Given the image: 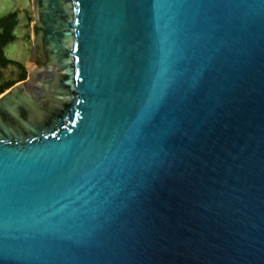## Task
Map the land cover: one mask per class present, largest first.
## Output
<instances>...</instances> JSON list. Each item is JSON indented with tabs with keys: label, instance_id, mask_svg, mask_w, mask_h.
Returning <instances> with one entry per match:
<instances>
[{
	"label": "water",
	"instance_id": "obj_1",
	"mask_svg": "<svg viewBox=\"0 0 264 264\" xmlns=\"http://www.w3.org/2000/svg\"><path fill=\"white\" fill-rule=\"evenodd\" d=\"M31 4L0 264H264V0Z\"/></svg>",
	"mask_w": 264,
	"mask_h": 264
},
{
	"label": "rangeland",
	"instance_id": "obj_2",
	"mask_svg": "<svg viewBox=\"0 0 264 264\" xmlns=\"http://www.w3.org/2000/svg\"><path fill=\"white\" fill-rule=\"evenodd\" d=\"M12 12H17L19 23L13 33L16 39L5 47L4 56L25 66L31 55V22L35 18L31 0H0V17ZM27 18L30 19L28 28L25 27ZM26 35H29V38H26ZM3 72L5 79L16 78L17 70L14 67H9Z\"/></svg>",
	"mask_w": 264,
	"mask_h": 264
},
{
	"label": "trees",
	"instance_id": "obj_3",
	"mask_svg": "<svg viewBox=\"0 0 264 264\" xmlns=\"http://www.w3.org/2000/svg\"><path fill=\"white\" fill-rule=\"evenodd\" d=\"M28 23L25 25L29 27L30 19L27 18ZM17 12L8 13L0 17V95L14 84L26 79L27 71L25 66L15 60L8 59L4 56V49L7 45L15 41L14 30L18 26ZM29 38V35H26ZM9 67H14L17 70L15 79H5L4 70Z\"/></svg>",
	"mask_w": 264,
	"mask_h": 264
}]
</instances>
